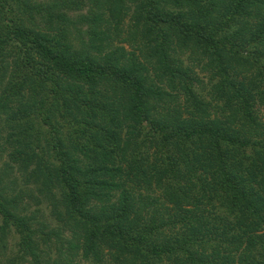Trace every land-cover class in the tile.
Returning a JSON list of instances; mask_svg holds the SVG:
<instances>
[{
	"label": "trees",
	"instance_id": "16d2710c",
	"mask_svg": "<svg viewBox=\"0 0 264 264\" xmlns=\"http://www.w3.org/2000/svg\"><path fill=\"white\" fill-rule=\"evenodd\" d=\"M261 108L264 0H0V264H264Z\"/></svg>",
	"mask_w": 264,
	"mask_h": 264
},
{
	"label": "rangeland",
	"instance_id": "374dc122",
	"mask_svg": "<svg viewBox=\"0 0 264 264\" xmlns=\"http://www.w3.org/2000/svg\"><path fill=\"white\" fill-rule=\"evenodd\" d=\"M37 2H43V1H47V0H36ZM182 59L184 62L185 61V56H182ZM188 62V60H187ZM199 76L203 77V74L201 72H199ZM264 112V108H261L260 111L258 112L260 115H262ZM50 206L47 203L41 204L40 207V212L43 214V218L46 219V221H48L51 225H54V223L52 222V218L49 216V211ZM18 238L17 235L14 233H10L7 239V243H8V250L9 251H14L16 249L15 243L17 242Z\"/></svg>",
	"mask_w": 264,
	"mask_h": 264
}]
</instances>
